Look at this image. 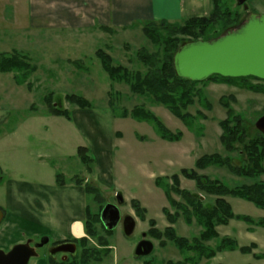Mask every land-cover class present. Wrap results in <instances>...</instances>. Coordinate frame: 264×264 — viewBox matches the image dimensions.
<instances>
[{
	"label": "rangeland",
	"instance_id": "1",
	"mask_svg": "<svg viewBox=\"0 0 264 264\" xmlns=\"http://www.w3.org/2000/svg\"><path fill=\"white\" fill-rule=\"evenodd\" d=\"M227 1L233 8H238L244 18L250 13L264 14V0H247L248 11L244 10V6H239L237 0ZM7 5L6 0H0V53L17 50L29 54L38 70L23 85L17 83L12 73H0V208L8 211L11 191L19 187V182H24L35 191L57 194V202L61 204L63 201L65 211H68L78 199L74 195L76 185L72 180L79 176L101 190V203H96L92 197L87 199L93 214H97L107 204H113L120 208L122 215L121 223L111 235H107L101 225H97L98 235L107 239L109 250H105L107 254L103 260L92 264H144L146 260L165 264L168 261H183L184 256L172 243L163 238L167 242L163 247L161 241L148 235L150 220L156 221L159 231L164 232L172 226L179 237L190 240L200 235L201 228L196 223L188 225L182 217L174 225L169 224L163 210L167 208L171 213L175 211L170 207L164 190L156 186L155 181L159 177L179 175L182 188L197 192L196 182L185 178L182 171L195 170L197 161L205 155L217 153L227 156L220 142V122L227 117L226 109L220 104L221 98L229 102V96L236 97L237 103L230 102V105L243 118L248 133L254 136L259 132L256 122L264 115V94L248 91L237 82L227 83L217 79L202 83L198 88L204 103L199 104L197 101L189 108L195 117L193 126L189 127L167 108L155 104L151 98L134 95L127 85L112 82L95 56L98 49L108 47V52L117 64L131 70L140 68L137 67L136 52L141 48H146L150 53L156 50L143 35L141 26L112 35L52 32L33 28L29 21L28 6L26 14L22 1L19 9H8ZM249 84L264 87V82L256 80H250ZM111 92L121 94L115 102L118 111L116 116L109 108ZM51 94L58 108L71 112L74 117L72 123L49 113L45 98ZM70 94L89 100L92 109L82 110L72 106L65 98ZM140 105L155 114L170 131L181 132V139L163 140L151 124L120 117L121 110H131ZM79 113L94 114L99 118L96 122L101 124L113 150L111 178L108 173H102L96 151L90 149V155L95 159L93 173L87 171L77 156L79 147L91 144L77 124ZM199 113L206 118L201 120ZM12 131H17L18 136L9 138L7 134ZM36 131L45 134V137ZM10 139L14 140V145L9 144ZM231 157L237 164L238 154ZM196 171L231 186L252 183L233 176L225 169L212 167ZM58 173L64 175L67 182L64 187L56 183ZM261 180L264 181V176ZM118 198H123V203L120 204ZM174 198L180 201L179 197ZM213 200L211 197L208 202ZM226 200L236 215L249 216L255 221L264 219L263 208L236 197L229 196ZM132 201H138L141 208L146 210L145 221L136 213ZM126 217L133 218L136 223L131 236H127L124 231L123 220ZM217 230L220 237L236 240L239 247L251 244L257 247L251 253H242L239 249L221 252L211 260H201L199 264H262L259 261L264 259V227L234 219ZM43 238H35L33 243ZM85 238L89 240L88 247L104 250L98 238L91 239L87 235ZM144 239L151 241L155 249L152 255L139 259L135 256V249ZM216 244L213 241L208 245L214 247ZM14 246L0 250L9 252ZM47 250H40L39 257L31 259L30 264L42 261ZM80 253L79 247L77 254Z\"/></svg>",
	"mask_w": 264,
	"mask_h": 264
},
{
	"label": "trees",
	"instance_id": "2",
	"mask_svg": "<svg viewBox=\"0 0 264 264\" xmlns=\"http://www.w3.org/2000/svg\"><path fill=\"white\" fill-rule=\"evenodd\" d=\"M211 2L212 11L208 17L191 18L173 23L167 21L140 23L143 35L156 47V50L150 53L146 48H141L136 52L137 67H140L138 69L131 70L117 64L108 52V47L98 49L95 56L99 59L103 71L112 82L127 85L134 95L151 98L155 104L164 106L176 118L192 127L195 117L189 112V108L194 106L197 101L199 104L204 103L198 88V85L202 83L179 78L174 69V55L186 43L199 40L210 41L229 29L239 27L245 20L243 13L238 8H233L227 0H211ZM106 31L115 33L108 29ZM75 63L77 64V62ZM37 70L38 66L33 63L29 54L17 50L10 53H0V73H12L19 85L25 84ZM217 79L227 83H241L248 91L264 94V87L249 84L250 80L264 82L253 77L232 79L212 76L205 82ZM120 97L121 94L118 92L110 93L109 108L114 115L118 112L115 102ZM65 98L72 106L82 110L93 107L89 100L79 95L70 94ZM228 99L229 102H225L227 99L224 97L220 100V104L226 109L227 114L226 119L220 122L222 130L220 142L227 156L217 153L205 155L197 161L195 170L184 169L182 171L185 178L196 182L197 192L182 188L179 175L159 177L155 181L156 186L164 190L170 207L175 211L171 213L167 208L163 210L169 224L174 225L182 217L188 225L196 223L201 228L200 235L190 240L179 237L172 226L161 232L156 228V221L150 220L151 229L148 231V235L161 241L160 245L163 247L167 243L163 240L164 238L184 256L181 262L168 261L165 264H199L201 260H211L221 252L239 249L242 253H251L257 247L255 244L239 247L236 240L220 237L217 230L219 226H226L234 219L264 227V219L255 221L249 216L236 215L231 204L226 200L229 196L236 197L264 209V181L261 180V177L264 176V134L257 132L256 135L251 136L246 129L243 118L236 114L230 105V102L237 103L236 97L232 95ZM45 104L51 115L72 120V114L69 110L60 109L56 106L52 94L45 98ZM211 108L208 107V110ZM198 116L201 120L206 118L201 113ZM120 117L151 124L159 137L166 141H179L182 137L181 132L170 131L144 105L135 106L131 110L123 109ZM235 154L239 156L237 164L231 157ZM77 156L87 171L93 173L95 159L90 155L89 149L79 147ZM212 167L225 169L233 176L247 179L252 183L231 186L218 178L201 175L196 171H204ZM56 183L59 186L67 185L64 175L57 174ZM72 183L82 186L87 197H92L96 203L103 201L101 190L90 185L83 178L76 176ZM174 196L179 197L180 201L176 200ZM211 197L214 200L208 202ZM132 206L138 216L145 221L146 210L141 208L140 203L132 201ZM102 209L97 214H93L87 204L84 227L86 235L91 239L98 238L97 241L100 246L104 247V250L98 251L88 247L89 240L87 238L75 239L73 241L78 248H81V253L65 261L49 258L50 264H92L105 258L109 250V243L105 237H99L97 225H101L102 230L107 235H111L114 230L110 231L103 225L101 221ZM213 241H216L217 244L214 247L209 246L208 244ZM105 250L107 251L105 252ZM144 264L157 263L153 260H146Z\"/></svg>",
	"mask_w": 264,
	"mask_h": 264
},
{
	"label": "crops",
	"instance_id": "3",
	"mask_svg": "<svg viewBox=\"0 0 264 264\" xmlns=\"http://www.w3.org/2000/svg\"><path fill=\"white\" fill-rule=\"evenodd\" d=\"M6 1L9 4L8 9H19L22 1L26 14L28 6L29 21L33 28H44L52 32L73 31L81 35L87 32L112 35L106 29L118 33L137 28L140 23L145 22L173 23L208 17L212 11L211 0ZM77 116L78 126L87 135L88 141L91 140L87 148L98 153L102 173H108L111 178L114 166L113 150L109 146V139L105 137L101 124L96 122L99 118L88 113H79ZM73 120L72 115V120L68 121L72 123ZM36 132L45 137V134ZM7 136L9 138L18 136V132L12 131ZM13 141L12 139L9 144L14 145ZM0 168L2 169V166ZM18 184L19 187L10 193L8 211L0 208L4 213L0 223V248L12 247L35 238L47 237L52 243H58L86 237L84 222L88 197L82 186L76 185L74 195L78 199L75 206L71 205L68 211H65L66 206L63 201L59 204L56 200L57 194L35 191L24 182ZM43 257L42 261H36L34 264H50L49 259L45 255ZM259 262L264 264V259Z\"/></svg>",
	"mask_w": 264,
	"mask_h": 264
},
{
	"label": "water",
	"instance_id": "4",
	"mask_svg": "<svg viewBox=\"0 0 264 264\" xmlns=\"http://www.w3.org/2000/svg\"><path fill=\"white\" fill-rule=\"evenodd\" d=\"M239 6L246 5L247 0H237ZM174 69L179 78L203 83L212 76L223 78L253 77L264 81V14L250 13L237 28L229 29L221 36L210 41H193L181 46L174 55ZM257 130L264 134V115L256 122ZM123 203V198H118ZM4 217L0 209V223ZM101 221L106 229L112 231L121 222V211L117 205L107 204L101 212ZM124 231L131 236L136 228L133 218L123 220ZM49 240L32 246V240L15 245L9 252L0 250V264H29L38 258V248H43ZM70 248V249H69ZM154 244L142 240L135 249V256L148 257L154 252ZM64 253L76 256L77 245L64 243L53 247L49 254L56 258Z\"/></svg>",
	"mask_w": 264,
	"mask_h": 264
},
{
	"label": "flooded vegetation",
	"instance_id": "5",
	"mask_svg": "<svg viewBox=\"0 0 264 264\" xmlns=\"http://www.w3.org/2000/svg\"><path fill=\"white\" fill-rule=\"evenodd\" d=\"M45 240V239H44ZM41 243V241L40 242H35V243H33L32 244V246H36V245H38V244H40ZM64 243H69V244H71V243H75L74 241H73V239H71V240H66V241H63V242H58L57 244H53V243H51V242H49L48 244H46L43 248H38L37 249V252L39 253V251L40 250H43L44 248H48V250L47 251H45V256L49 259V258H51V259H53V260H63V261H65V260H68L69 258H74V257H76V256H71V255H69V254H64V253H58L57 254V256H56V258H53V257H51V255L49 254V251L53 248V247H55V246H57V245H60V244H64ZM76 244V243H75ZM70 249V248H69ZM77 249H78V247H77ZM60 255V259L58 258V256ZM77 255V254H76Z\"/></svg>",
	"mask_w": 264,
	"mask_h": 264
}]
</instances>
